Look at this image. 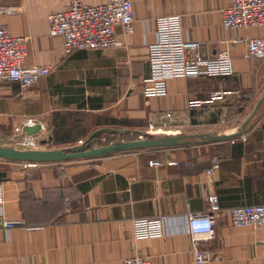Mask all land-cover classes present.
<instances>
[{
	"label": "crops",
	"instance_id": "crops-1",
	"mask_svg": "<svg viewBox=\"0 0 264 264\" xmlns=\"http://www.w3.org/2000/svg\"><path fill=\"white\" fill-rule=\"evenodd\" d=\"M71 1L0 0L7 7L0 22L30 36L24 64L52 66L26 89L14 81L0 84V135L33 118L47 135L39 149L74 148L81 140L97 147L138 139L149 122L160 126L161 115L171 111L163 131L190 136L175 145L37 166L0 157V218L23 221L12 228L0 222V264H124L134 254L153 264L264 263V227L237 226L230 216L234 205L264 202V58L247 57L246 44L233 41L264 34V25L226 28L221 8L228 0H133L135 29L118 25L121 46L67 54L63 38L49 33L48 15ZM176 13L207 54L230 53L236 72L173 77L166 94L146 95L156 19ZM216 90L226 97L211 101ZM192 99L203 103L191 108ZM207 133L227 137H202ZM215 156L218 166L209 172ZM152 159L162 164L151 165ZM210 193L221 209L215 236L200 242L211 259L198 263L186 216L204 210ZM160 214L172 218L168 232L134 236V217Z\"/></svg>",
	"mask_w": 264,
	"mask_h": 264
},
{
	"label": "built area",
	"instance_id": "built-area-1",
	"mask_svg": "<svg viewBox=\"0 0 264 264\" xmlns=\"http://www.w3.org/2000/svg\"><path fill=\"white\" fill-rule=\"evenodd\" d=\"M7 9L0 5V12ZM223 24L228 29L264 25V0H228L221 8ZM49 33L63 38L65 52L73 53L78 49H105L119 47L123 44L118 32L122 25L126 32L135 29V11L133 0H107L91 4L83 0H72L61 10H54L48 15ZM156 40L149 45L148 59L150 73L144 79L143 92L146 95H164L168 92V81L179 76H231L236 69L233 57L228 52L211 56L201 47V42L189 37L184 29L182 16L166 14L156 19ZM235 42H244L247 46V57L264 58V34L237 36ZM30 36L14 34L10 27L0 22V84L4 81L18 82L22 89L38 82L51 72L49 64L25 65ZM227 91L216 90L210 100L223 99ZM201 99L189 101V107H199ZM173 117L171 111L161 115V125L149 122L147 128L140 132L144 138L148 133L163 131L170 125ZM33 118H27L15 126L12 133L1 136V146H11L22 150L39 149L42 140L47 137L43 124L36 133H28L26 125H35ZM80 144H85L84 140ZM219 158L215 156L213 166L217 167ZM25 166H37L39 162L24 161ZM151 165H160L157 159L150 160ZM0 199V214L3 213ZM207 207L198 212H189L186 216V227L192 238V248L198 263L207 262L211 254L200 246L201 240L215 236L218 212L221 209L216 193L207 196ZM233 224L237 226L252 225L264 227V202H252L234 205L230 208ZM133 233L136 238H153L163 236L169 230L172 218L167 214L154 217H134ZM6 228L23 224V221L0 218ZM124 264H153L150 257L134 254L124 259ZM264 264V263H261Z\"/></svg>",
	"mask_w": 264,
	"mask_h": 264
},
{
	"label": "water",
	"instance_id": "water-1",
	"mask_svg": "<svg viewBox=\"0 0 264 264\" xmlns=\"http://www.w3.org/2000/svg\"><path fill=\"white\" fill-rule=\"evenodd\" d=\"M25 129L28 133H36L41 129V124L26 125ZM190 134H173L163 136H146L144 138H138L133 140H127L123 142H113L103 146H92L90 144H79L74 148L69 149H34V150H22L11 146L0 145V157H6L10 159H17L29 162H45V161H57L79 157H92L99 156L106 153L114 152L122 149L143 148L150 146H167L182 143ZM204 138L218 139L227 137V135H214V134H202ZM45 142V140H43Z\"/></svg>",
	"mask_w": 264,
	"mask_h": 264
},
{
	"label": "bare ground",
	"instance_id": "bare-ground-1",
	"mask_svg": "<svg viewBox=\"0 0 264 264\" xmlns=\"http://www.w3.org/2000/svg\"><path fill=\"white\" fill-rule=\"evenodd\" d=\"M152 134H154V136H163V135H173L175 133L158 132V133H152ZM155 134H159V135H155Z\"/></svg>",
	"mask_w": 264,
	"mask_h": 264
},
{
	"label": "rangeland",
	"instance_id": "rangeland-1",
	"mask_svg": "<svg viewBox=\"0 0 264 264\" xmlns=\"http://www.w3.org/2000/svg\"><path fill=\"white\" fill-rule=\"evenodd\" d=\"M158 132H164V131H157V132H155V133H158ZM166 133H170V132H166ZM148 134H151L152 136L154 135V134H152V133H148ZM164 134V133H163ZM177 134H179V133H177ZM155 135H159V134H155Z\"/></svg>",
	"mask_w": 264,
	"mask_h": 264
}]
</instances>
